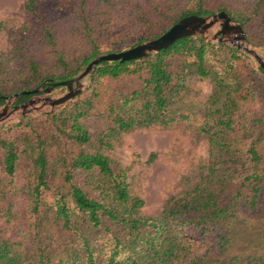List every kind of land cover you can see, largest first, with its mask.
<instances>
[{
    "label": "trees",
    "instance_id": "obj_1",
    "mask_svg": "<svg viewBox=\"0 0 264 264\" xmlns=\"http://www.w3.org/2000/svg\"><path fill=\"white\" fill-rule=\"evenodd\" d=\"M218 12L264 53V0H24L22 33L0 52V97L71 79L116 51L111 33H132L137 44L183 17ZM201 80L209 93L191 117L188 83ZM178 122L205 138L204 169L143 215L126 171L102 151L129 131ZM255 212L264 228V73L219 42L183 38L144 59L101 63L64 106L0 129V220L18 233L0 238V264H264V243L228 253L233 225Z\"/></svg>",
    "mask_w": 264,
    "mask_h": 264
},
{
    "label": "rangeland",
    "instance_id": "obj_2",
    "mask_svg": "<svg viewBox=\"0 0 264 264\" xmlns=\"http://www.w3.org/2000/svg\"><path fill=\"white\" fill-rule=\"evenodd\" d=\"M23 2L24 0H0V52L10 51L9 35L11 33H22L20 28L25 22L22 13ZM111 34L113 41L119 45L115 48V52L144 42L136 44L132 33ZM55 37L65 49L75 48L71 42L67 43L64 33H57ZM245 43L264 57L260 49L252 47L246 40ZM248 59L256 69L253 61ZM85 84L86 79L84 86ZM188 87L191 91L185 104L193 106V110L189 113L193 117L209 93V84L206 80L191 81ZM65 92V88H58L49 97L58 98ZM3 104L4 102L0 105V109ZM12 106L16 105L12 103ZM39 107L41 102L34 104L35 109ZM47 110V107L40 108L38 111L31 110L27 117H38ZM19 115L20 110L12 112L0 125V129L17 123ZM194 125V123L178 122L166 127L132 130L113 138L110 141V147L102 151L106 157L126 171L130 190L143 202L141 208L143 215L158 212L166 200L178 196L181 191L198 180V175L205 166L207 143L205 138L195 130ZM89 133L92 135L94 131L89 129ZM150 154L154 155V159L147 163ZM15 180L18 181V179ZM14 209L18 213L16 225L22 230L26 224L24 203L18 200L15 202ZM260 216V212L244 214L233 225V239L228 250L230 255L245 254L264 243V228ZM17 237V229L3 226L0 220V238L15 241Z\"/></svg>",
    "mask_w": 264,
    "mask_h": 264
},
{
    "label": "water",
    "instance_id": "obj_3",
    "mask_svg": "<svg viewBox=\"0 0 264 264\" xmlns=\"http://www.w3.org/2000/svg\"><path fill=\"white\" fill-rule=\"evenodd\" d=\"M183 38H200L204 42L226 44L250 58L255 66L264 73V57L245 43L244 34L240 26L224 12L202 17L189 15L176 21L153 40L141 42L123 51L100 54L93 57L76 76L69 80L54 83L45 82L31 91L18 92L9 97H0V100L4 101L0 109V125L12 112L18 110H20V120L27 117L31 110L38 111L40 108L47 107L48 110L46 112H49L64 106L82 92L84 81L89 72L101 63H124L144 59L168 48L175 41ZM45 84L47 86L43 88ZM58 88H65L66 92L58 98H50L51 93ZM19 95H29L30 98L23 104L11 107L14 99ZM38 102H41V107L35 109L34 104Z\"/></svg>",
    "mask_w": 264,
    "mask_h": 264
}]
</instances>
